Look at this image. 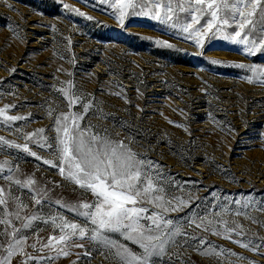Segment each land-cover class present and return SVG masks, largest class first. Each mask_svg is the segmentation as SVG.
Returning a JSON list of instances; mask_svg holds the SVG:
<instances>
[{
  "label": "rangeland",
  "instance_id": "1",
  "mask_svg": "<svg viewBox=\"0 0 264 264\" xmlns=\"http://www.w3.org/2000/svg\"><path fill=\"white\" fill-rule=\"evenodd\" d=\"M180 2L173 0V6ZM113 3L0 0V109H6L0 115V137L28 144L37 154L0 144V164L7 162L0 186L12 194L7 212L17 211L13 197L26 206L19 220L9 215L11 224H0V233L14 225L26 238L23 251L8 264H120L115 249L88 237H74L66 247H43L49 237L62 234L51 217L84 223L64 204L91 203L95 197L44 162L55 159L53 149L32 141L52 144L56 117L83 113L82 104L91 105L82 128L90 125L94 133L123 142L139 159L158 166L151 175L171 202L165 205V218L182 233L153 264H264V49L250 54L248 46L225 39L216 28L198 45L197 31H207L201 26L209 18L200 13L199 23L188 32L181 25L191 23V13L178 11L167 23L129 15L121 24ZM154 4L145 10L163 16L166 0L160 8ZM234 29L231 21L223 26L233 35ZM248 38L259 44L261 36L254 31ZM76 97L80 102L70 107L69 98ZM7 116L22 119L9 121ZM37 129L44 132L30 139ZM5 176L32 178L35 184L25 188ZM33 189L40 193V205ZM177 198L185 203L173 211ZM140 206L148 209L147 215L163 211L147 201ZM33 215L42 219L22 228ZM236 225L243 235L231 232V239L226 238L224 227ZM110 235L134 253L143 251L119 233ZM10 239L0 235V260L7 256ZM236 240L251 243L243 247ZM62 247L69 255H57ZM209 247L219 254L206 255Z\"/></svg>",
  "mask_w": 264,
  "mask_h": 264
},
{
  "label": "snow or ice",
  "instance_id": "2",
  "mask_svg": "<svg viewBox=\"0 0 264 264\" xmlns=\"http://www.w3.org/2000/svg\"><path fill=\"white\" fill-rule=\"evenodd\" d=\"M153 0H115L112 7L117 9L121 24H123L126 16H152L154 19L168 22L173 14L177 11L185 14L191 13V23L181 25L185 32L192 29V24H198L201 15H207L209 18L205 20L207 31H197L199 36L196 43L202 46V39L208 32H212L216 28L217 32L223 34L224 38L237 44L248 46L246 51L250 54L257 48L264 49V0H181L175 7L173 0H166L164 15L159 12H154L152 8H147L146 5L152 3ZM161 0H155L154 7L160 8ZM71 11H78L65 5ZM236 25L234 35L223 31V26L229 25V22ZM220 25V27H217ZM173 27L176 24L173 23ZM258 31L261 39L257 44L256 40H250L248 37ZM216 33H213L215 35ZM160 43L166 44V41ZM171 47V45H167ZM218 63V61H213ZM240 68L250 67L245 64L237 65ZM253 72L258 71L256 68L251 69ZM264 74V70H260ZM264 82V81H262ZM67 96L68 93L65 92ZM119 95V93H116ZM80 102V98H69V106ZM90 104H82L83 113H68L61 114L55 119L56 136L53 138V143L48 144L41 140L32 142L41 147H48L54 150L55 159L45 160L46 164L58 168L60 174L66 180L77 185L86 192H91L95 200L91 203L80 202L74 205L64 204L63 207L69 208L77 213L79 217L84 218L83 224H77L69 221L63 216H55L50 218V222L62 233L59 237H49L48 243L43 247L51 248L56 245L63 244L65 247L68 242L74 237L83 239L85 237L91 240L98 241L110 249H115V256L120 260V264H153V258H160L166 254L167 246L170 242H174V238L182 233L181 227L174 223L171 219H166L164 213L169 209L165 206L170 204V201H165L162 193L163 187L154 183L151 172L154 168H158L151 161H145L138 158V154L123 144L110 140L107 136H100L92 131L91 126L81 127L80 121L87 114ZM6 109H0V115H3ZM7 120L14 121L22 119L18 116H7ZM44 132V129H37L36 133L29 134V137H35ZM0 144L18 149H23L29 152L31 156H36L28 146L14 144L0 137ZM39 158V157H38ZM0 164V172H3L5 165ZM8 171H12L8 169ZM9 183H14L25 188H32L35 181L29 178L26 181L19 179L13 180L12 176H5ZM158 178V173H157ZM44 190L42 189L41 192ZM33 199L37 205L42 203L41 199L36 196L40 193L33 189ZM12 196L11 192L6 193V189L0 186V206H3V211H0V224L9 225L11 221L7 218L9 215H14L17 220L20 217V210L25 205L19 201L18 197H13L17 201V211L14 213L7 212L8 200ZM179 200V198H177ZM147 201L149 204H154L157 208L163 211H154L151 215H147L148 209L140 206L142 202ZM57 203H60L57 201ZM183 200L171 210H178L184 205ZM238 203V201H237ZM226 211V209H222ZM237 215L242 213L237 212ZM27 222L22 225V228L31 227V221L42 219L39 216L33 215L26 218ZM57 221H59L57 223ZM142 221H144L142 223ZM47 222V221H46ZM195 223V221H192ZM213 224V221H208ZM219 223L227 225V221L220 220ZM199 226V225H198ZM240 225L235 228L224 227L223 234L226 238L231 239V232H236L237 235H243L240 231ZM207 230V229H205ZM119 233L125 239L140 246L143 250L137 254L132 252L126 245L119 243L118 240L112 239L110 234ZM217 235L221 232L217 231ZM0 235H8L11 237L8 247L7 256L0 260V264H8L10 258L17 251H23V245L26 238L22 235L21 229L12 226L9 232L5 228ZM201 243L205 241L201 238ZM243 247H248V243H242L236 240ZM35 247V245H32ZM83 247V245H75ZM205 254H219L214 248L205 249ZM57 255H69L65 248H59Z\"/></svg>",
  "mask_w": 264,
  "mask_h": 264
}]
</instances>
